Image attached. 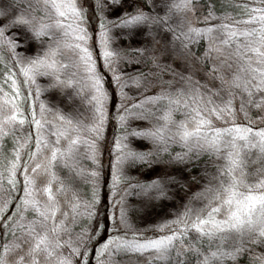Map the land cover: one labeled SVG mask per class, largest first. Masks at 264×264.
Returning a JSON list of instances; mask_svg holds the SVG:
<instances>
[{
    "label": "snow or ice",
    "instance_id": "6c2138e0",
    "mask_svg": "<svg viewBox=\"0 0 264 264\" xmlns=\"http://www.w3.org/2000/svg\"><path fill=\"white\" fill-rule=\"evenodd\" d=\"M194 2L195 0H174L166 17L152 18L139 11L136 15L123 19L121 23L128 27L143 25L149 21L159 24L164 20H171L172 10H175L183 14L174 21V26H168V30L173 32L174 39L179 43L180 51L185 57L192 55L188 50L189 44L196 42L198 38L208 39V49L204 57L195 59L197 63L206 66V75L210 80L219 81V88H209L207 83L201 85L198 81H193L191 76H182L181 79L188 85L185 91L177 92L174 96L165 94L158 99H168L169 111L163 119L176 127L175 135L189 151L207 152L224 163L218 166L217 174L213 178L214 185L203 194L208 201L204 208H188L175 221L161 226L163 229L175 225L170 235L144 241L110 239L102 246L101 254L110 245H116V254L151 252L155 261L185 264L184 246L187 243V251L196 257V264H222L225 259L235 260L238 255L248 251L246 246L264 245V128L254 127L264 122V116L258 114L256 119L249 116L250 109H256L258 113L264 111V7L249 8L245 4V19L227 17L226 22L218 26L196 28L186 14L193 10ZM260 3H264V0H260ZM37 11H42L43 16L34 15ZM212 18V13L209 12L205 21ZM6 19L5 11L0 9V37L4 35L6 25L2 21ZM45 19H53L54 22L44 23ZM83 19V11L77 8L76 0H36L35 4L29 0L28 7L12 20V26H28L36 36L54 37L53 44L43 57L37 56L29 61V66L21 69L26 78L24 83L29 80L35 82V75L41 74L55 76L57 84L66 82L68 86L75 87L80 85L77 79L80 71L86 70L91 74L87 77L91 83L81 85L76 95H81L85 88L94 89L96 94L92 95L91 101H95L99 118L98 123L89 127L76 115L60 114L58 118L64 126L57 131H51L53 125L47 121L42 124L35 119L33 113L38 138L36 151L31 153V158L42 155L45 149L51 150L47 170L52 179L43 189L51 208L41 209L35 200L22 201L25 211L31 210L36 216L26 224L22 223L20 232L12 233L13 239L7 242L4 239L12 231L10 228L0 236V249L3 250L0 264H8V256L17 253L22 254L15 264H40L41 254L52 264H72L71 258L65 257L61 251L64 247L71 246V243L61 241V233L68 229L64 227L63 221H55L59 208L51 184L58 181L59 177L51 169L62 166L70 171L74 170L79 160V146L87 144L90 150L95 149V142L86 140L84 134L99 133L104 115L100 79L91 65V53L80 43L87 38L86 30L81 27ZM103 55L108 58L113 53L105 51ZM61 75L64 79H61ZM16 94L19 95L18 89ZM154 99L157 98L142 101L136 107L143 106L145 102H154ZM41 107L43 111V106ZM181 108L184 110L185 119L178 123L172 121V112ZM237 111L244 114L246 123L236 122ZM7 120L16 121L17 117L12 115L6 117L5 122ZM214 121H221L225 126L217 127ZM24 122V119L19 120L21 125ZM46 124L49 134L54 137L52 140L44 135ZM167 126L165 124L163 127ZM159 132L160 129H157L151 135L158 136ZM7 134L0 128V135ZM61 140L66 141L63 148L60 147ZM116 146L120 147L119 141ZM16 159H19L18 153ZM178 159L183 160L184 156H179ZM120 162L122 161L118 158V163ZM17 167L13 163V177ZM41 167L38 163L32 171L36 172ZM115 179L118 182L119 176ZM9 183L15 185L16 181L13 178ZM26 183L34 185V181L27 177ZM153 187L159 188V184H154ZM59 190H66L63 181H60ZM31 194L26 191V195ZM79 207V203L73 204V212L79 214ZM0 211L3 209L0 208ZM64 216L67 217V213ZM2 220L0 217V221ZM49 221L54 224L51 228ZM3 226L0 223V227ZM190 233L196 234L195 244L187 241ZM26 246L28 250L24 251ZM226 248L229 250L225 251ZM72 253L79 255V248L72 247ZM261 260L264 257L258 258L254 264H260ZM187 264H192V261L189 260Z\"/></svg>",
    "mask_w": 264,
    "mask_h": 264
},
{
    "label": "rangeland",
    "instance_id": "374dc122",
    "mask_svg": "<svg viewBox=\"0 0 264 264\" xmlns=\"http://www.w3.org/2000/svg\"><path fill=\"white\" fill-rule=\"evenodd\" d=\"M173 2L174 0H94V4L97 7V17L95 18L102 22V25L98 26L96 23L92 26L86 20L81 22V27L87 32V38L80 43L82 47H87L91 53V65L94 68L95 75L100 79L104 115L99 133L89 132L84 134L86 140L95 142V149L90 150L87 144L79 146V160L75 167L78 171L74 172L73 175L76 179H79L83 175L87 176L91 174L90 171L84 169L86 168L83 164L84 161L94 162V167H101L104 173L107 166L106 159L109 158L107 154L101 157L102 145L104 143L100 137L106 131L107 103L101 83L104 79L97 74L99 67L105 71L109 65L116 66V72L109 78V81L116 83V81H120L125 77L118 85L122 93L119 96V100L121 103L130 101L135 104V107H132L126 113V122L121 123L124 126L125 135L122 136L120 145L121 148H126V151L134 152L136 155L132 160L129 157H125L126 155L119 157L122 162L117 163V170L126 183L124 185L125 188H122L116 194L115 203L112 206L111 213L108 215L109 221L114 228L121 229L127 236L128 234L133 235L132 238L125 237L123 241L156 239L158 236H148L147 234L151 231L157 232L159 229V233L161 234L164 230V228H161L162 225L175 221L188 208L193 210L204 208L208 201L203 194L207 188L214 185L215 181L213 178L217 174L218 166L224 163L223 160L210 155L207 163H199L195 166L194 163L189 164L188 153L196 159L198 155L200 156L207 152L197 153L196 151H189L183 142L179 140V137L175 135L176 127L173 124L169 123L165 128L163 127L164 125L160 126V123H157V99H154V102L151 103L145 102L141 107H136L142 101L154 98L151 95L157 92V90L154 91L152 89L154 82L149 77H140L135 72L144 66L151 55L154 56L153 61L157 71L162 72V66H166L162 76L158 74L160 72H157V75L162 80V83L158 81V84L162 86L166 85L165 88L162 87L165 94L181 92L187 89V82L181 79L182 76H191L193 81H198L201 85L207 83L209 88H219V81L210 80L206 75V66L197 63L195 59L196 57H204L208 49V39L206 37L198 38L196 42L189 44L188 50L192 55L185 57L180 51L179 43L174 39L173 32L168 30V26H174V21L183 13H177L175 10H172V19L164 20L159 24L149 21L143 25L128 27L123 26L121 23L123 19L130 18L139 11L144 12L152 18L166 17L170 13ZM28 3L29 0H0V9H3L7 15V19L2 21L6 25L3 39L13 57L22 65L29 64V61L37 56L43 57V52L49 49L54 40V37L51 35L36 36L28 26H12V20L28 7ZM32 3L35 4L36 0H32ZM76 4L77 7H82L83 0H76ZM186 14L192 21L193 27L196 28L218 26L226 22L224 18H217L213 15L212 19L205 21V17L208 14L204 15L201 21H196L193 11ZM34 15L38 17L43 16V12L37 11ZM53 22V19L44 20V23L48 24ZM200 40L201 42L199 43ZM198 45H202V52L200 53L196 50ZM135 48L139 50L131 56L129 51ZM105 51H110L113 55L106 58L103 55ZM119 52L125 53L117 57L116 54ZM68 54L71 55L70 52ZM90 75L89 72L82 69L77 77L80 85H76L75 87L66 85L62 91V95L58 96L56 89L59 84H57L55 76L36 74L35 82L31 81L30 83L31 88L33 87L34 90L32 115L34 113L35 117L39 119V112L40 114L45 112L46 120L42 121L40 117L42 124L47 121L51 125H54L49 118H52L56 113L58 116L60 114L76 115L89 127L98 123L99 114L96 112L94 106L95 101H91L92 95L96 94L95 90L85 88L81 95H76V91L81 85L91 83L87 79ZM61 79H64L63 75H61ZM120 92H118V95ZM237 105L238 109V100L236 102ZM41 106H43V111ZM239 113L236 114V122L246 123L244 114ZM13 114L14 112L10 110L6 112L0 111V123H2L0 124V128L5 129V127L7 128L10 125L12 121L7 120L5 122V118ZM258 114L264 116V111L258 113L256 109H250L249 116L251 119H256ZM179 116L182 118L183 114ZM175 122L178 123L180 121ZM254 127L264 128V122L254 125ZM47 129L46 124L44 131H47ZM157 129H160L159 135H151ZM46 138L49 140L53 139H50L48 136ZM18 149L17 153L20 158L23 145L18 146ZM106 149L111 150L112 148L107 147ZM179 156H184V159H178ZM39 159L41 160L36 164L42 165L45 157L41 156ZM36 164L30 166L28 169L27 178L32 179L34 185L26 183L24 200H35L38 202L37 206L39 208L44 209L48 207L50 209L51 205H49L47 195L43 189L49 184L52 177L49 171H42V167L33 172L32 169ZM52 172L57 174L58 171ZM93 180L96 183H100V172L95 175ZM79 181H83V178H80ZM115 184L116 182L112 183V185ZM154 184H159V188L153 187ZM51 188L59 208V211L56 212L55 221H63L64 227L68 229L67 232L61 233L60 239L62 242L69 241L71 243V246L64 247L61 251L65 257L71 258L72 264H75L81 256L74 255L72 247L83 246L86 237L83 232L74 230L72 225L84 217L86 208L81 205L78 209L79 214L74 213L71 207V211H67L66 208L62 207L67 203L60 201V192L62 191L57 188L56 181L52 182ZM26 191H30L32 193L31 196L26 195ZM5 201L6 195L0 188V203L5 204ZM25 212L24 205L23 210L19 214L23 216L18 221L19 226L22 223L26 224L36 216L31 210H29V216H26ZM64 213H67V217L64 216ZM53 226V222L49 221V228ZM11 239H13L12 234L8 235L7 241ZM246 247L249 250L244 252V254L248 255L250 264H254L258 258L264 257V245ZM101 248L96 255L94 264H142L147 262L149 258L154 257L151 252H144L142 254L120 252L116 254V245H110L109 249L101 254ZM27 250V248H24V251ZM228 250L227 248L225 249V251ZM185 251L188 252L186 246ZM189 253L194 257L191 252ZM0 254H3L2 249ZM20 254L22 253L8 256V264H15ZM240 255L235 260L225 259L222 264H240L238 262ZM40 264H52V262L46 261L43 254H41ZM193 264H196V259H194ZM260 264H264V260H261Z\"/></svg>",
    "mask_w": 264,
    "mask_h": 264
},
{
    "label": "trees",
    "instance_id": "16d2710c",
    "mask_svg": "<svg viewBox=\"0 0 264 264\" xmlns=\"http://www.w3.org/2000/svg\"><path fill=\"white\" fill-rule=\"evenodd\" d=\"M141 3V1H139ZM247 4L249 8H257L264 7V3H260V0H195L192 11L195 16L196 21H201L204 15L212 13L213 16L217 18H227L232 17L234 19H245L246 16L243 15V5ZM83 6L77 7L79 10L83 11L84 20L87 21L89 25H102L100 21H98L95 17H97V7L94 4V0H83ZM94 29V28H93ZM93 31V30H91ZM201 40L199 41V43ZM139 49H131L129 51L132 56L133 53H137ZM199 53L202 52V45H198L196 49ZM48 51V50H47ZM46 50L43 52H47ZM128 52V51H125ZM117 53V57L121 56L123 53ZM154 56L151 55L147 62L143 67L137 70V74L140 77H149L152 84V89L154 91L157 90L155 94H152L154 98H157V120L158 124L161 125L169 124L163 117L169 111L168 99H158L159 97L165 95L162 87H166V85L162 86L158 84V81L162 80L157 75V71L154 64ZM125 61V60H124ZM27 65H22L18 62L16 58L13 57L11 51L8 49L6 42L3 37H0V106H2L3 112L7 110L13 111L17 117L16 121L10 122V125L3 130L8 134L6 136L0 135V188L6 195L7 204L0 203V208L3 211H0V217L3 218L0 223H3L4 226L0 227V236L7 229H11L12 231L8 234L19 233L20 226L18 225V221L22 215L20 216V211L23 210V200L25 195V185H26V177L27 172L30 166L36 164L41 156L45 157L42 163V171H48V160L51 156V150L45 149L42 155H37L35 159L31 158V153L36 151V140L38 138V132L33 122V87L31 88V80L28 83H24L25 77L21 72L23 67H27ZM163 71L158 73L162 76L165 71L166 66H162ZM116 72V66L109 65L105 71H103L100 67L98 69L97 74L103 77L102 80V90L104 92V96L106 99L107 105V115H106V131L104 135H101V139L103 140L101 157L104 155H108L109 158L106 159L107 166L102 172L101 167H94L92 162L84 161L83 164L86 168V171H90L91 174L85 176H81L83 181H79L76 179L74 172L78 171L77 169L69 170L65 167H53L51 171H58L56 176L59 177V180L56 181V186L60 189V181L64 182V186L66 190L60 192V201L65 204L64 208L67 211H71L70 207L76 202L83 206H85L86 210L84 213V217L80 219L77 223L72 225V228L76 231L83 232L86 237V241L83 246H79V255L81 256L79 260L76 261L75 264H94V260L96 255L101 248V246L108 242L110 239L120 238L121 241L124 240L125 237L132 238L133 235H125L121 229L114 228L109 221V213H111L112 206L115 203L116 194L119 193L122 188H125V181L119 175L120 172L117 170L118 158L120 156L129 157V159H133L136 155L134 152L126 151V148H117V142L119 144L122 142V136L125 135L124 126L121 125L122 122H126L125 115L128 111L135 107V104L132 102L121 103L119 100V96L122 94L120 92L121 89L118 88L119 83H121L125 77H123L120 81H109V78ZM31 75V74H30ZM155 75H157L155 77ZM105 77V78H104ZM113 78V77H112ZM15 81V84H13ZM66 83L59 84L56 92L57 95H62V91L66 87ZM156 85V86H155ZM16 89L19 90V95L16 94ZM118 92L120 94L118 95ZM177 92H171L167 94H174ZM176 107V106H173ZM238 107V105L236 106ZM45 112L43 114H38L39 119L44 121ZM183 114V117L179 116ZM236 114H240L238 111ZM4 115V114H3ZM121 117H124L121 120ZM24 119V124H20L19 120ZM37 119V117H35ZM51 121L54 123L51 131H57L61 127H63V122L58 118V114H54L52 116ZM172 121H181L185 119L184 110L181 108L179 111H173L171 114ZM1 122V119H0ZM217 127H224L225 125L221 121H214ZM2 124V123H0ZM244 124V123H239ZM31 134V135H30ZM44 135L50 137V139H54L49 134V130L44 131ZM110 144L107 145V143ZM23 145V151L21 157L17 160L16 155L18 152V146ZM66 146V141L61 140L60 147L63 148ZM107 147H111V150H107ZM117 149V150H115ZM172 150V149H171ZM129 153L133 155H129ZM211 154L204 153L203 155H198L196 159L192 157L193 155L188 153V162L189 164L194 163L198 165L199 163H207V159ZM205 161V162H204ZM13 163L17 164L18 167L15 171V177L12 176V165ZM25 164H27V170H25ZM100 170V171H99ZM98 171V172H96ZM92 172L99 173L101 175L100 183H96L93 178L95 176L92 175ZM72 176H70V175ZM85 176V177H84ZM119 176V181L117 182L115 177ZM15 179V185L9 183L10 179ZM112 185V183H115ZM117 185V186H116ZM75 197V198H74ZM82 206V207H83ZM81 207V208H82ZM80 208V209H81ZM26 216H29V211L25 212ZM175 225H172V228L164 227V230L159 233V230L151 231L147 235H153L157 238L164 235H170L172 230L175 228ZM16 230V231H15ZM7 237H5V242L7 241ZM187 241H191L195 244L196 234L190 233L187 237ZM187 247V243H185ZM184 246V247H185ZM27 248V246L25 247ZM1 251V249H0ZM186 252V251H185ZM194 259L196 257H192L189 252L185 253V264L189 260L194 263ZM249 257L247 254H241L238 262L240 264H250L248 261ZM142 264H165V262L155 261L154 257L149 258V260Z\"/></svg>",
    "mask_w": 264,
    "mask_h": 264
}]
</instances>
